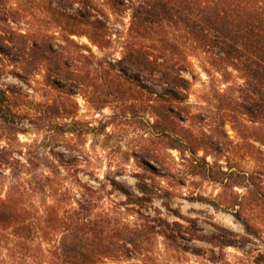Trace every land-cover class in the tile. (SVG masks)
I'll return each mask as SVG.
<instances>
[{
    "label": "rangeland",
    "instance_id": "obj_1",
    "mask_svg": "<svg viewBox=\"0 0 264 264\" xmlns=\"http://www.w3.org/2000/svg\"><path fill=\"white\" fill-rule=\"evenodd\" d=\"M47 1L1 0L0 15L8 11L16 32L47 33L63 43L58 24L64 21L56 23L44 13ZM103 7L109 46L100 50L85 37L72 35L76 44L91 48L94 58L88 62L79 57L58 84H46L38 59L19 57L15 62L0 55V87L20 88L23 94L16 103L31 116L27 132L13 143L27 168L18 166L26 171H19L20 180L37 188L31 194L39 206L52 200L72 204L81 190L78 182L98 190L94 212L107 213L110 226L118 228L115 233L128 232L134 245H126L116 259L96 264L251 260L264 251V120L243 109L246 105L254 111L256 95L238 71L218 70L209 64L211 54L190 52V86L177 110L182 121H176L175 132H162L163 121L154 113L161 88L103 62L121 57L120 42L130 23L129 10L116 15L104 2ZM69 47L80 50L72 43ZM81 52L88 55L85 49ZM52 70L54 76L55 65ZM11 180L9 176L6 182ZM113 180L131 195L113 189ZM236 210L260 227V237L242 247L208 243L204 238L219 228L243 233Z\"/></svg>",
    "mask_w": 264,
    "mask_h": 264
},
{
    "label": "trees",
    "instance_id": "obj_2",
    "mask_svg": "<svg viewBox=\"0 0 264 264\" xmlns=\"http://www.w3.org/2000/svg\"><path fill=\"white\" fill-rule=\"evenodd\" d=\"M103 2L116 15L130 12L126 36L120 42L121 57L114 63L103 62L123 74L137 73L161 88L159 111L154 113L163 121L162 132H175L176 121H182L177 110L190 86L186 76L190 52L211 54L209 64L218 70L238 71L257 97L254 111L246 105L243 109L264 120V0H60L57 4L48 0L44 13L55 17L56 23L64 21L58 24L63 27V43L47 33L16 32L7 11L0 15V55L15 62L19 57L38 59L47 85L66 80V72L77 65L79 57L88 62L94 58L91 48L76 44L72 35L85 37L100 50L109 46ZM70 43L80 50L72 52ZM14 75L21 77L17 71ZM20 94L17 86L0 87V264H96L104 258L116 259L134 242L123 229L121 236L115 233L118 228L110 226L107 213L94 212L101 197L96 188L78 182L81 190L72 204L52 200L39 206L31 194L37 188L31 181L20 180L19 171L26 173L27 168L16 157L20 152L13 143H19L18 135L27 132L26 121H31L29 113L18 108ZM9 176L12 180L6 182ZM110 185L126 197L131 195L114 180ZM234 216L243 225L242 234L219 228L204 239L220 247H242L260 237L258 225L238 210ZM236 264H264V251Z\"/></svg>",
    "mask_w": 264,
    "mask_h": 264
}]
</instances>
